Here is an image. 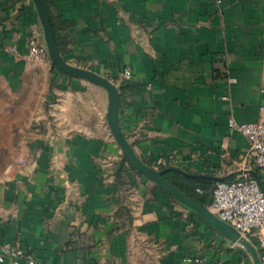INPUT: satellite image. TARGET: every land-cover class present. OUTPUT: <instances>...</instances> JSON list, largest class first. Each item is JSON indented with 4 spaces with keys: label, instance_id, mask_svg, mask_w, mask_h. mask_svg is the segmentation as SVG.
<instances>
[{
    "label": "crops",
    "instance_id": "1",
    "mask_svg": "<svg viewBox=\"0 0 264 264\" xmlns=\"http://www.w3.org/2000/svg\"><path fill=\"white\" fill-rule=\"evenodd\" d=\"M45 2L63 59L118 88L120 127L146 165L214 184L255 172L264 192L248 140L227 127L230 117L264 119V0ZM30 34L45 47L33 1L0 0V110L16 97L24 108L56 105L65 130L27 134L24 166L0 184V244L42 264H252L131 166L118 174L123 154L107 123L79 121L82 97L106 119V91L59 72L48 55L32 60ZM125 66L132 78L120 81Z\"/></svg>",
    "mask_w": 264,
    "mask_h": 264
},
{
    "label": "built area",
    "instance_id": "2",
    "mask_svg": "<svg viewBox=\"0 0 264 264\" xmlns=\"http://www.w3.org/2000/svg\"><path fill=\"white\" fill-rule=\"evenodd\" d=\"M29 49V57L42 62L47 51L39 43L35 34L25 37ZM15 54L16 48L9 49ZM132 78L131 69L125 66L120 74V81H129ZM231 80L230 82H232ZM261 110H264L262 107ZM232 133L242 135L248 140L249 153L256 168L264 169V119L250 123H238L230 117L227 124ZM26 157H20L14 165L23 167ZM11 167V166H10ZM211 214L235 229L241 236L252 241L257 240L259 247L264 251V192L256 178L250 173H243L235 180L217 181L212 188V201L207 208ZM11 261V264H42L20 244H0V263ZM190 261V260H189ZM199 262V260H194ZM261 264H264L262 262Z\"/></svg>",
    "mask_w": 264,
    "mask_h": 264
},
{
    "label": "water",
    "instance_id": "3",
    "mask_svg": "<svg viewBox=\"0 0 264 264\" xmlns=\"http://www.w3.org/2000/svg\"><path fill=\"white\" fill-rule=\"evenodd\" d=\"M35 6L37 16L41 23L45 47L51 65L59 72L73 78L86 80L96 86L103 88L108 97L106 109V122L112 137L122 151L123 156L127 159L130 166L140 175L154 182L156 185L165 190L175 200L191 209L206 224L211 226L220 235L230 242L239 245L249 256L252 264H261L257 247L252 241L241 236L235 229L219 220L209 210L200 205L195 200L184 195L177 187L170 183L164 175L169 171L177 172L185 177L199 178L202 176L187 174L177 168H166L156 170L146 165L134 152L132 146L126 139L119 123L120 96L118 88L107 78L87 69L78 68L68 64L58 51L54 30L51 23L50 13L46 6L45 0H32ZM257 179L255 172H250ZM207 178V177H203ZM222 181V180H220Z\"/></svg>",
    "mask_w": 264,
    "mask_h": 264
},
{
    "label": "rangeland",
    "instance_id": "4",
    "mask_svg": "<svg viewBox=\"0 0 264 264\" xmlns=\"http://www.w3.org/2000/svg\"><path fill=\"white\" fill-rule=\"evenodd\" d=\"M73 99L79 102L77 97ZM22 101V98L16 97L15 101L9 100L8 106L6 107L5 104L3 110H0V184L12 170L14 162L23 156L22 148L29 132L45 134L47 130H50L53 136H58L65 130L63 123L65 121L60 118V112L57 111L56 105L44 107L35 100L31 101L27 108H24ZM81 101H83V105L87 103L84 105L87 107L81 111L82 117L85 118H80L79 121L93 127L104 125L106 119L102 120L100 117V109L94 106V102L93 105L88 106L93 99L82 97L80 103ZM66 112L69 113V111ZM29 116L30 118H28ZM66 129L69 130V126Z\"/></svg>",
    "mask_w": 264,
    "mask_h": 264
},
{
    "label": "trees",
    "instance_id": "5",
    "mask_svg": "<svg viewBox=\"0 0 264 264\" xmlns=\"http://www.w3.org/2000/svg\"><path fill=\"white\" fill-rule=\"evenodd\" d=\"M125 165H128L130 167L127 159L122 155L118 174H120L122 168H124ZM164 177L175 187H177L184 195L195 200L200 205L204 207H208V205H210L212 201L211 190L214 186L213 182L207 180L185 178L175 172H167ZM197 189H200L202 193H197ZM254 244H256L255 241Z\"/></svg>",
    "mask_w": 264,
    "mask_h": 264
}]
</instances>
